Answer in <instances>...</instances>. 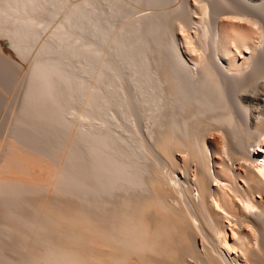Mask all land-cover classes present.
<instances>
[{
	"label": "bare ground",
	"instance_id": "6f19581e",
	"mask_svg": "<svg viewBox=\"0 0 264 264\" xmlns=\"http://www.w3.org/2000/svg\"><path fill=\"white\" fill-rule=\"evenodd\" d=\"M0 39V264H264V0H0Z\"/></svg>",
	"mask_w": 264,
	"mask_h": 264
},
{
	"label": "rangeland",
	"instance_id": "374dc122",
	"mask_svg": "<svg viewBox=\"0 0 264 264\" xmlns=\"http://www.w3.org/2000/svg\"><path fill=\"white\" fill-rule=\"evenodd\" d=\"M59 17H60V15L58 16V18L57 19H59ZM56 19V20H57ZM52 24V23H51ZM51 24H50V27H49V29L48 28H46V33H45V28H43L42 30H43V35L44 36H42L41 37V35H39L40 37V40H38L39 42H37V45L45 38V36H47L46 34H48L49 33V31L51 30V28L53 27V24H52V26H51ZM48 27V26H47ZM42 31H40V33H41ZM38 38V39H39ZM1 44H3V39L1 40L0 39V46H1ZM36 45V44H35ZM37 45L36 46H34V50H33V48H32V51L34 52L35 51V48L37 47ZM31 51V53L33 54V52ZM32 54H30V57H29V59H28V61H27V59L25 60L26 61V63H21L20 64V67H21V69L23 68V69H25L28 65L27 64H29V61H30V59H31V55ZM24 64H25V66H24ZM27 65V66H26ZM22 69V70H23ZM18 78V79H17ZM17 80L15 79V83L13 82V85H12V88L11 89H8L6 92H2V95L0 96V109L2 108V106H3V108L1 109V111H0V113L2 112V111H5V109H6V111H5V113L4 112H2L1 114H0V119H1V121H0V124L2 125H0V139H1V136L3 135V133H4V126H5V123H6V119H7V115H6V113L8 112V110L10 109V106H12L13 104H14V102H15V97H16V93H17V90H18V88H19V86H20V82H21V80H20V78H19V75L17 76ZM20 88H21V86H20ZM20 90V89H19ZM14 92V93H13ZM7 93V94H6ZM13 94V95H12ZM7 100V101H6ZM5 103H6V105H5ZM5 106H4V105ZM5 108V109H4ZM8 108V109H7ZM4 115H5V117H4ZM3 117V118H2ZM3 145H4V143H3V138H2V141L0 140V163H1V161H2V150H4L3 149Z\"/></svg>",
	"mask_w": 264,
	"mask_h": 264
}]
</instances>
